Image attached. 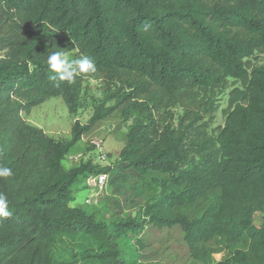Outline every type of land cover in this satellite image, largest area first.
<instances>
[{
  "label": "trees",
  "instance_id": "1",
  "mask_svg": "<svg viewBox=\"0 0 264 264\" xmlns=\"http://www.w3.org/2000/svg\"><path fill=\"white\" fill-rule=\"evenodd\" d=\"M0 17L9 27L0 36V166L12 171L0 178L11 213L0 217V264H63L50 247L57 233H83L96 244L81 264H143L140 251L169 235L202 264H264V223L254 225L264 210V61L245 60L264 56V0H0ZM56 51L90 57L96 72L72 83L50 79L47 58ZM87 75L109 94L87 123L73 121L69 139L25 121L51 97L76 112ZM230 78L242 87L231 89L224 123L210 134L202 111ZM176 104L184 108L177 124L168 109ZM117 112L131 118L121 167L161 175L160 188L135 215L102 221L71 204L72 186L109 168L66 169L62 161ZM195 203L198 216L179 211ZM121 245L139 248L123 253Z\"/></svg>",
  "mask_w": 264,
  "mask_h": 264
},
{
  "label": "rangeland",
  "instance_id": "2",
  "mask_svg": "<svg viewBox=\"0 0 264 264\" xmlns=\"http://www.w3.org/2000/svg\"><path fill=\"white\" fill-rule=\"evenodd\" d=\"M9 32L5 19L0 17V36ZM6 49L0 46V58L6 53ZM74 51L65 53L69 58ZM247 65L254 66L264 61V56L256 53L245 58ZM81 92L79 106L76 112H69L61 97H51L47 101L33 107L29 113H24L25 121L42 128L48 135L58 140L70 138V127L74 120L87 123L94 112L96 105L103 103L108 96V91L101 87L100 79L93 75L81 78ZM233 87H242V82L230 78L222 88H216L210 98H212L210 110L202 111V123L208 133L215 134L217 128L224 123L225 115L229 109L230 91ZM205 95L204 98H206ZM105 104L111 105L112 101ZM147 110L154 107L145 106ZM169 116L173 123L180 120L184 108L179 105L168 107ZM154 112V111H153ZM131 118L124 119L121 113H114L97 124L86 133L78 143L64 157L62 164L68 169L78 166L81 163L91 162L100 167L109 168L108 181L103 191L96 194L87 185V181L82 179L72 186L73 200L71 204L78 206L88 214H93L97 220L111 221L116 216L125 218L128 215H135L140 202L153 192L159 191L158 180L161 175L152 173L144 177H139L132 172H127L121 167L118 158V151L124 144V134ZM96 143L99 144L97 147ZM99 151L106 154L105 161L99 158ZM140 192L137 194L136 187ZM203 210L202 203L187 204L179 208V211L187 214L190 218L198 216ZM264 223V210L257 211L254 215V225ZM147 240V237H144ZM133 243V241L131 242ZM96 247V244L85 234L69 235L57 233L51 241V249L56 258L63 264H81L79 255L87 247ZM216 249H221L222 244L213 245ZM122 252L128 253L139 248V245L132 246L129 251L121 245ZM140 263L143 264H202L200 260L192 258L178 235H169L158 246L149 245L140 251ZM224 250L210 252L212 258L221 255Z\"/></svg>",
  "mask_w": 264,
  "mask_h": 264
},
{
  "label": "clouds",
  "instance_id": "3",
  "mask_svg": "<svg viewBox=\"0 0 264 264\" xmlns=\"http://www.w3.org/2000/svg\"><path fill=\"white\" fill-rule=\"evenodd\" d=\"M47 63L49 69L55 73L50 79L60 81L74 82L78 74L95 73L96 66L93 59L88 56L80 57L79 59H70L63 52H52ZM12 175L11 169L0 166V178H7ZM8 209V198L4 193H0V217L10 216Z\"/></svg>",
  "mask_w": 264,
  "mask_h": 264
},
{
  "label": "built area",
  "instance_id": "4",
  "mask_svg": "<svg viewBox=\"0 0 264 264\" xmlns=\"http://www.w3.org/2000/svg\"><path fill=\"white\" fill-rule=\"evenodd\" d=\"M97 147H99V144L96 143ZM99 158L103 159L104 161L106 159V154L104 152L99 151ZM108 179V174L106 173H96L91 174L86 178L87 185L91 187L93 191L96 192V194H99L103 191V189L106 186V182Z\"/></svg>",
  "mask_w": 264,
  "mask_h": 264
}]
</instances>
